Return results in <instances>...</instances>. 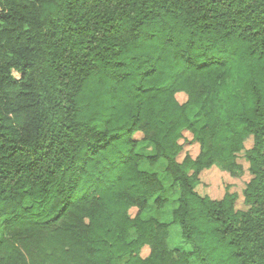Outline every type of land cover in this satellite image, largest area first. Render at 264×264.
<instances>
[{
	"label": "trees",
	"instance_id": "16d2710c",
	"mask_svg": "<svg viewBox=\"0 0 264 264\" xmlns=\"http://www.w3.org/2000/svg\"><path fill=\"white\" fill-rule=\"evenodd\" d=\"M0 264H264V0H0Z\"/></svg>",
	"mask_w": 264,
	"mask_h": 264
},
{
	"label": "rangeland",
	"instance_id": "374dc122",
	"mask_svg": "<svg viewBox=\"0 0 264 264\" xmlns=\"http://www.w3.org/2000/svg\"><path fill=\"white\" fill-rule=\"evenodd\" d=\"M16 77L19 76L18 73H14ZM176 98L179 102H184L186 100V95L184 93H177ZM136 136H140L139 133ZM183 144V150L179 154L178 159L181 160L185 154H189L195 157L198 154L199 146L192 140L191 134L189 132H184V136L181 139ZM252 139L248 138L245 141V147L251 146ZM152 146L150 144H138L136 150L142 154H148L152 152ZM237 161L242 165L243 171L239 176H232L227 171L220 169L217 166H211L201 171L199 178L200 181L196 186V190L201 195H207L213 199L221 198L226 192L236 193L237 199L235 201L236 208L243 209L246 206L243 203V189L245 188L246 182L250 178L248 172V163L244 159L243 153H239ZM140 167L143 169L154 168L157 171L165 190L159 194V199L163 200L165 203L162 208L158 209L154 204L153 199H150L149 207L143 214L144 218L156 217L161 221H166L169 218L171 209L176 205V197L178 192L173 189L170 185V179L163 172V166L159 162L155 166L149 165L146 161L140 163ZM136 209L131 208L130 214L134 215ZM168 243L172 248L188 249L180 239L179 231L177 226H171L169 230ZM148 247H143L141 250V255L145 256L148 253Z\"/></svg>",
	"mask_w": 264,
	"mask_h": 264
}]
</instances>
